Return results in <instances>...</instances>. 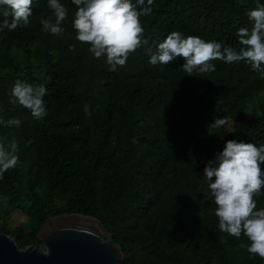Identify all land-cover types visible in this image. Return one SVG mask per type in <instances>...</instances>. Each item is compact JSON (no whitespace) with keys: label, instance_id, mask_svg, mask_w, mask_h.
Segmentation results:
<instances>
[{"label":"trees","instance_id":"trees-1","mask_svg":"<svg viewBox=\"0 0 264 264\" xmlns=\"http://www.w3.org/2000/svg\"><path fill=\"white\" fill-rule=\"evenodd\" d=\"M60 2L68 9L60 35L42 29L40 20L52 17L47 0H33L27 26L0 32V67L12 69L0 72V118L20 121L0 125V142L18 141L20 157L0 178V219L16 210L28 217L27 228L2 224L0 233L24 248L49 217L80 213L100 219L122 246L120 264H264L242 246L245 236L220 231L204 177L227 140L264 145V75L245 60H214V72L193 76L181 69L182 57L148 62L172 31L238 51L237 30L251 27L247 13L264 0H154L151 15L140 17L148 44L115 72L76 40V8ZM13 48L28 58L41 50L43 77L18 75ZM17 79L46 86L41 120L10 103ZM253 102L259 112L248 117L243 106ZM214 118L225 125L213 127ZM254 199L264 208V188Z\"/></svg>","mask_w":264,"mask_h":264},{"label":"clouds","instance_id":"clouds-1","mask_svg":"<svg viewBox=\"0 0 264 264\" xmlns=\"http://www.w3.org/2000/svg\"><path fill=\"white\" fill-rule=\"evenodd\" d=\"M75 6L72 27L76 40L90 45L89 51L95 58H106L110 71H118L126 65L129 55L142 45L144 27L140 17L151 15L154 0H71ZM33 0H0V32H12L29 24L33 14ZM52 17L42 18L40 23L45 32L60 35L68 9L60 0H47ZM251 27H240L236 32L241 46L235 50L221 42L205 41L199 36H184L172 31L156 45V51L149 56V63L168 65L182 57L181 69L188 76L194 71L211 73L216 66L211 63L220 60L226 63L248 61L254 71L264 75V4L247 13ZM10 17V19H9ZM47 88L43 84L32 85L19 79L10 92V103L28 109L31 115L41 120L47 115L44 97ZM225 118H214L213 127L225 125ZM15 118L7 121L0 118V125L19 126ZM33 141H27L31 145ZM19 142H0V178L19 163ZM264 145L227 140L223 150L209 160L204 168V177L209 181L211 195L216 205L219 229L229 236L247 238L242 245L253 257L264 259V208L257 209L255 196L264 188ZM213 177L215 178L213 180Z\"/></svg>","mask_w":264,"mask_h":264},{"label":"water","instance_id":"water-1","mask_svg":"<svg viewBox=\"0 0 264 264\" xmlns=\"http://www.w3.org/2000/svg\"><path fill=\"white\" fill-rule=\"evenodd\" d=\"M37 237L23 248L15 236L0 233V264H120L125 258L103 222L90 215L51 216Z\"/></svg>","mask_w":264,"mask_h":264},{"label":"rangeland","instance_id":"rangeland-1","mask_svg":"<svg viewBox=\"0 0 264 264\" xmlns=\"http://www.w3.org/2000/svg\"><path fill=\"white\" fill-rule=\"evenodd\" d=\"M9 53L10 56H13V58H15L14 63L21 69L20 72L17 73L18 75H36L39 77H43L45 58L41 50L38 49L30 58L27 57V54L23 50L15 48L11 49ZM11 71L12 69L9 67H0V72L4 75L11 73ZM253 110H256L257 113L259 112V106L256 102L243 106V111L248 117L251 116ZM233 122L234 118L232 116H227V129L230 131L233 129ZM27 218L28 217L24 212H22L21 210H16L10 215V217L7 218L6 221L3 218L0 219V225L6 224L7 228L10 230H14L18 226H25L27 228Z\"/></svg>","mask_w":264,"mask_h":264}]
</instances>
